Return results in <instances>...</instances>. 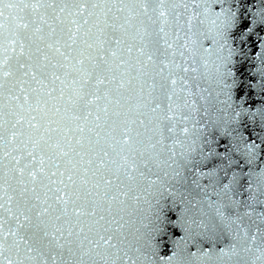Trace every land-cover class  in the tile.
I'll return each instance as SVG.
<instances>
[{
  "label": "snow or ice",
  "instance_id": "1",
  "mask_svg": "<svg viewBox=\"0 0 264 264\" xmlns=\"http://www.w3.org/2000/svg\"><path fill=\"white\" fill-rule=\"evenodd\" d=\"M0 264H264V0H0Z\"/></svg>",
  "mask_w": 264,
  "mask_h": 264
}]
</instances>
